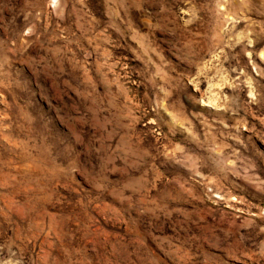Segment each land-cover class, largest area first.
Here are the masks:
<instances>
[{
    "label": "rangeland",
    "instance_id": "374dc122",
    "mask_svg": "<svg viewBox=\"0 0 264 264\" xmlns=\"http://www.w3.org/2000/svg\"><path fill=\"white\" fill-rule=\"evenodd\" d=\"M0 264H264V0H0Z\"/></svg>",
    "mask_w": 264,
    "mask_h": 264
}]
</instances>
